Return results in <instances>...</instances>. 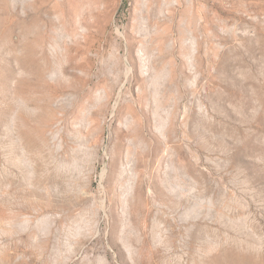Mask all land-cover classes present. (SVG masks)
<instances>
[{
    "label": "rangeland",
    "instance_id": "rangeland-1",
    "mask_svg": "<svg viewBox=\"0 0 264 264\" xmlns=\"http://www.w3.org/2000/svg\"><path fill=\"white\" fill-rule=\"evenodd\" d=\"M0 264H264V0H0Z\"/></svg>",
    "mask_w": 264,
    "mask_h": 264
}]
</instances>
